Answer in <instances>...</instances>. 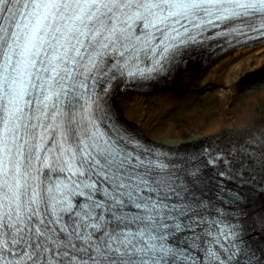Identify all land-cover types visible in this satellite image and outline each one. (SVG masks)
<instances>
[{"label":"snow or ice","instance_id":"obj_1","mask_svg":"<svg viewBox=\"0 0 264 264\" xmlns=\"http://www.w3.org/2000/svg\"><path fill=\"white\" fill-rule=\"evenodd\" d=\"M231 23L264 33V0H0V264H264L224 228L181 247L202 223L181 169L95 115L101 75L149 78Z\"/></svg>","mask_w":264,"mask_h":264},{"label":"bare ground","instance_id":"obj_2","mask_svg":"<svg viewBox=\"0 0 264 264\" xmlns=\"http://www.w3.org/2000/svg\"><path fill=\"white\" fill-rule=\"evenodd\" d=\"M185 60L158 81L138 86L113 83L106 95L108 105L94 110L102 111L104 120L113 114L122 125L150 138L149 143L155 139L168 149L169 155L178 154L181 167L177 165L187 195L192 191L195 196L204 194L205 199H212L216 189L220 190L222 196L217 198L226 208L215 211L218 218L214 221L222 223L218 228L234 231L259 258L264 255V169L250 164L248 156L258 158V152L264 151V120L256 112L255 104L248 103L240 111L226 108V114L211 119L209 130L201 127L202 121L181 127L174 122L166 127L161 120L183 101L194 98L205 84H215V90L226 100L244 73L264 66V41L227 49L212 57L202 53L184 65ZM261 77L264 71L258 70L246 73L241 82L251 83ZM136 105L144 111V119L146 112H150L146 121L137 118ZM111 124L114 128L118 126L115 121ZM153 146L160 147L156 143ZM204 217L209 218L208 215ZM178 240L183 247L185 239L178 237Z\"/></svg>","mask_w":264,"mask_h":264},{"label":"rangeland","instance_id":"obj_3","mask_svg":"<svg viewBox=\"0 0 264 264\" xmlns=\"http://www.w3.org/2000/svg\"><path fill=\"white\" fill-rule=\"evenodd\" d=\"M258 70L264 71V66L260 65V67L247 71L246 73L249 74ZM242 76L238 79L237 87L226 100L215 90V84H205L200 86V90L194 98H189L183 101V104H180L181 106H178L173 109V111L166 114L164 120H161L163 122L162 125H166L167 127L168 125H174V122H177L176 124L181 127L183 124L186 125L187 123L191 124L193 122L202 121L201 127L208 129L210 127L211 119L213 120L217 115L226 114V108L240 111L241 107H244V105H247L248 103L255 104L254 107L256 106V112L259 113L264 120V96H262V91H264V77L257 78L251 81V83L250 81L242 83ZM201 93H203V95H201ZM134 111L136 112L137 118L143 121H146L150 115V112H146V119H144V111L139 105L135 106ZM184 111H186V113Z\"/></svg>","mask_w":264,"mask_h":264}]
</instances>
